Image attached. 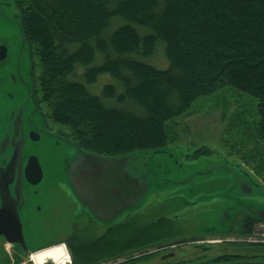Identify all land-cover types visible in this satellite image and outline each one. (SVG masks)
Listing matches in <instances>:
<instances>
[{
    "label": "trees",
    "instance_id": "trees-1",
    "mask_svg": "<svg viewBox=\"0 0 264 264\" xmlns=\"http://www.w3.org/2000/svg\"><path fill=\"white\" fill-rule=\"evenodd\" d=\"M15 3L34 69L39 67L37 96L47 106L44 115L67 126L79 146L107 156L166 147L169 120L186 113L199 96L233 86L258 97L262 147L246 160L264 176V0ZM114 16L126 23L107 34ZM136 25L150 32L142 35ZM158 40L166 44L167 68L137 57L153 54ZM97 52L102 56L98 64ZM103 73L117 78L123 91L106 83L102 94L92 92L88 83ZM208 151L199 149L194 156ZM154 224H145L143 241L135 246L145 250L148 240L169 232L159 224L152 235ZM126 227L130 234L133 224ZM80 249L73 251L75 264H86L91 250Z\"/></svg>",
    "mask_w": 264,
    "mask_h": 264
},
{
    "label": "flooded vegetation",
    "instance_id": "flooded-vegetation-1",
    "mask_svg": "<svg viewBox=\"0 0 264 264\" xmlns=\"http://www.w3.org/2000/svg\"><path fill=\"white\" fill-rule=\"evenodd\" d=\"M20 22L22 23L21 13L18 12L17 6L12 0H0V148H7L10 153L18 150L20 152L18 157L23 161L22 146L16 147V145L18 146L17 141L22 138V135L25 137L26 134L28 143L39 140L42 137L36 133L42 126L52 133L62 134L48 126L41 103L38 101L35 61L27 37L26 41L23 39ZM35 106L38 107L35 117L38 113L40 115L38 119L32 117ZM5 131L6 134H4ZM24 162L23 172L26 176L29 175L31 180L35 179L28 157ZM11 169V175L17 173L15 166H11ZM215 169L214 167L201 170L213 171ZM193 171L194 169L188 176L192 175ZM200 172V175L196 176L197 179H193V185H177L170 189V194L173 197L180 196V202L183 200L194 206L202 202L193 203L198 200L194 198L197 197L193 195L194 191H199L203 194L202 197H206L210 195L208 192H220L221 187L227 183L226 192H222L226 196V203L223 206L221 203L215 205L213 202L214 205H211V209L215 211L209 216L195 219L193 224L191 223L190 227L186 229L180 226L171 230L170 233L175 234L188 233L195 241L191 251L181 253L183 259L175 250L179 247L180 242L168 244V251L161 254L158 249L145 248L144 250L138 245L135 246L143 241L145 224L149 223L150 225L152 223L150 221H153L152 224L158 223L159 215H156L158 219L149 220L148 216L152 213L148 214L149 210L147 212L144 208H140L136 212H126L122 217L108 223L97 217L88 206L84 205L66 182L53 183L49 194L56 197L48 200L45 212L42 209V202L37 203L39 205L36 207V212L41 210L39 216L42 217L43 222L38 225L36 230L34 229V234L35 236L38 233L45 235L40 239L41 243L45 242L41 245H51L59 240H64L73 257L71 264H75L73 251L78 253L81 250L80 247H83V252H85L84 249L91 250L88 253L92 255V258L86 264H135L138 261H151V264H160V259L157 258L159 255H161V261L168 257V260L162 264H178L186 259L201 260L195 264L264 261V239L259 242L245 239L247 235H250L248 233L250 230L251 233L260 232L259 224L264 222L263 207L257 206L253 201L255 197L264 195V177L259 179L255 173L254 175L246 168L231 166L224 167L219 172L205 174L204 171ZM206 175H209L210 178H221V184L217 190L214 188L215 178L207 180L208 177L203 178ZM231 189L243 193V197L230 194ZM253 195L257 196L252 197ZM231 201L240 203L243 207L235 208L234 203L231 205ZM0 205H2L1 202ZM193 206L188 210L189 218H193L200 211L207 210L204 207L196 210L197 207ZM36 212L34 211L35 216L32 217L35 221L38 217ZM69 212L72 213L70 217L73 219L69 223L70 228L69 225H66ZM53 214L56 215L58 224H53L51 229L50 225L46 224V220L53 223ZM174 214L180 216L178 213ZM32 218L28 220L29 225L28 221L26 222L28 240L25 237L22 241L13 242L7 237L6 233L11 234L10 230H5L8 228L7 224L0 221V264H34L32 253L41 248H36L38 243L35 242L38 239L35 242L32 239ZM127 224H133L129 230L130 234L125 233ZM262 234L264 237V233ZM201 237L203 241L198 240ZM84 243L88 245V248L83 246ZM50 262L52 261H48L47 264Z\"/></svg>",
    "mask_w": 264,
    "mask_h": 264
},
{
    "label": "rangeland",
    "instance_id": "rangeland-1",
    "mask_svg": "<svg viewBox=\"0 0 264 264\" xmlns=\"http://www.w3.org/2000/svg\"><path fill=\"white\" fill-rule=\"evenodd\" d=\"M160 2H163V0H160ZM124 23H126V20L123 17L114 16L109 27L107 28V34H110ZM136 28L142 35L150 32V29L146 26L136 25ZM137 57L158 68H167L170 65L169 58L166 54V44L163 40L157 41L153 54L149 56L137 54ZM101 62L102 56L100 52H97V58L95 59L94 63L98 64ZM36 68V88L38 89V75L40 74V71L38 66H36ZM80 68H82V71L85 69L84 66ZM80 80L84 81V78ZM106 83L114 84L119 92L123 91L121 82L109 73H103L99 75L97 81L88 83V87L92 92L102 94L104 85ZM38 95L39 97H41L40 92H38ZM109 102L115 104L113 99H110ZM41 108L43 112H47V106L44 102H41ZM260 117L261 116L259 112L257 96L242 91L233 86H225L211 94L199 96L193 101L192 105L189 107L186 113L177 115L173 119L169 120V141L168 145L166 146L168 148H163L166 149L164 155L152 151L153 156L150 157L148 150L151 149L143 150L139 152V154L144 156V160H151L152 165L157 168L161 167L174 168V170H183L180 174L183 179L187 178L189 180L191 175H188L192 169H208L212 167H219L220 169H223L227 166L235 168H246L253 174L255 173L256 176L260 179L264 177L263 174L257 173L254 165L246 160L249 155L254 153L258 154L262 147L257 134V126ZM45 118L48 126H50L54 131H57L66 138L72 140V137L69 134L70 129L67 126L56 123L51 119L49 115H46ZM203 148H208L210 151L204 152L199 156H194L195 152ZM30 150H32L39 157L41 165L44 169V178L40 184L39 193H42L43 195L41 205L43 206V212H45L47 202H49L48 200L52 197H56L53 196V194L47 193L46 190H48L54 182L65 181L63 178H60V180L54 179L55 172H53V165L59 164L64 166L67 160L66 156H70L75 151V148L68 145L66 142L60 141V143H57V141H55L52 144L47 142H36L33 146H31ZM205 177H208L207 180H213L215 178H210L209 175H206L203 178ZM189 181L190 182H186L184 184L193 185V181ZM220 184L221 178H215L214 188L216 190L217 187L219 188ZM171 188L172 187L158 188L155 191L152 190L153 192L150 191L147 200L140 207L144 208L147 212L149 210L148 214L152 213L148 216L149 220L158 219L156 215H159V219H161L160 217L162 216L167 217V219L161 220L160 222L154 224L151 228H153V232L155 233L160 224L169 232L162 236L156 235L154 238L148 240L146 244L147 249H158L161 254L164 251H168V244L180 242L179 247H177L175 250L179 252L178 255L183 259V255H181V253L189 250L191 251L194 247L195 241L192 240L193 238H191L188 233L182 232L180 234H175L170 233L171 230L175 227L180 226L186 229L190 227L191 223L193 224L195 219L205 218L209 216L210 213H213L215 211L211 209L214 205L213 202H215V205L221 203L224 206V203H226V196L222 192H226L225 188H227V183L221 187L220 192H208V194L210 195H207L206 197H202L203 194L199 191H194L193 195L197 196L194 198L198 200L194 201L193 203L202 201L194 205L197 207L196 210L203 209V207L207 210L198 212V214L193 218H189L187 215L189 213L188 210H190L189 208H191L193 205L184 202L183 200L180 202V196L173 197L172 194H170ZM230 194L243 197V193H240L237 190L233 189L230 190ZM254 196L257 195H253L252 197ZM263 196L264 195H261V197H255L253 201L257 206H262L264 209ZM188 197L191 198L192 196ZM232 203H234L233 206L235 208L239 209L243 207V205H241L240 203L231 201V205ZM34 211H36V208L34 209ZM34 211L33 214L30 213V217L35 216ZM136 211L137 209L131 210L129 212ZM192 211L195 210L192 209ZM36 213V215L38 216L36 221L37 228L38 225L43 222V219L39 216L41 214V210L37 211ZM174 213H178L180 216H176ZM190 213L192 214V212ZM71 214L72 213L69 212V216L66 221V225H69V228V223L73 220L70 217ZM123 214L121 215V217L123 216ZM50 215L52 217V214ZM183 215H186L187 217ZM53 217V223L46 220V224H49L51 229L54 225L58 224V219L55 218L56 215L53 214ZM150 222L153 223V221ZM258 230H260V232L258 233H264V222L259 224ZM44 236L45 235H43L42 233H38V235L36 234L35 239L34 237H32L34 242L38 239L37 242H35L38 243V247L36 248H43L46 246L48 247L58 243H64L66 245V242L64 240H59L52 243L51 245H41L45 243L40 242V239L44 238ZM262 237L263 235L250 233V235H247L245 239L249 241L259 242L261 241L259 239ZM179 239L182 241H176ZM198 240L201 241L202 237ZM157 258L160 259V264L168 260V257H165L166 259L164 261H161V255L157 256ZM72 261L73 257L71 256V253L69 251V258L66 264H71ZM200 261V259H186L185 261H181L178 264H195ZM51 263L52 262L48 264ZM135 264H151V261H138Z\"/></svg>",
    "mask_w": 264,
    "mask_h": 264
},
{
    "label": "water",
    "instance_id": "water-1",
    "mask_svg": "<svg viewBox=\"0 0 264 264\" xmlns=\"http://www.w3.org/2000/svg\"><path fill=\"white\" fill-rule=\"evenodd\" d=\"M12 2L15 5V0H12ZM20 27L23 39L26 41L22 23ZM37 112L38 107L35 106L32 111V117L35 119L40 117L39 113L35 117ZM4 134H6V131ZM36 134L42 138L28 143L25 134V137L22 135V138L17 141L18 146L16 145V147L20 148L22 146L23 161L18 157L20 153L18 150L10 153L7 148H0V202L2 204L0 205V221L7 224L8 228H5V230H10L11 234H6L11 242L22 241L25 237L28 240L26 222L29 218H32L30 213L33 214L34 209L39 205L37 203L42 201L43 195L39 193V187L44 178V169L39 157L30 150L31 146L36 142L52 144L55 141L57 143L63 141L75 148V151L70 156H66L67 160L64 166L53 165L54 179L60 180V178H63L65 180L63 182L70 185L76 197L84 205L88 206L97 217L108 223L115 221L124 212L139 209L147 200L150 191H155L158 188L175 187L190 182L187 178L183 179L180 175L183 170L157 168L152 165L151 160H144V156L139 154V152L148 149L107 156L86 150L73 140L52 133L43 126ZM163 148L167 149L168 147L151 149L148 150V153L150 157L153 156L152 151L164 155L166 149ZM27 157L31 171L35 174V179L32 180L28 174L26 176L23 172L24 161ZM10 165L15 166L17 173L11 175L12 169ZM215 168L213 171L197 168L191 175L193 178L190 177L191 179H189L191 181L197 179L196 176L200 175V171H204L205 174L221 170L219 167ZM16 186L17 188H14ZM52 187L53 183L46 192L50 193ZM32 221V236L35 238L33 230L36 228L37 223L33 218ZM223 264H264V261H239Z\"/></svg>",
    "mask_w": 264,
    "mask_h": 264
},
{
    "label": "bare ground",
    "instance_id": "bare-ground-1",
    "mask_svg": "<svg viewBox=\"0 0 264 264\" xmlns=\"http://www.w3.org/2000/svg\"><path fill=\"white\" fill-rule=\"evenodd\" d=\"M69 251L64 243H58L52 246H46L38 251L32 253V260L34 264H65L68 262Z\"/></svg>",
    "mask_w": 264,
    "mask_h": 264
},
{
    "label": "built area",
    "instance_id": "built-area-1",
    "mask_svg": "<svg viewBox=\"0 0 264 264\" xmlns=\"http://www.w3.org/2000/svg\"><path fill=\"white\" fill-rule=\"evenodd\" d=\"M253 234H260V235H263L262 233H258V232H253ZM264 238L262 237V238H260L259 240H263Z\"/></svg>",
    "mask_w": 264,
    "mask_h": 264
}]
</instances>
